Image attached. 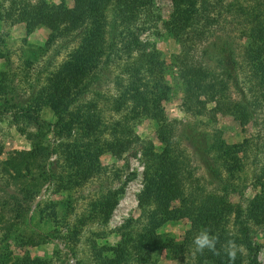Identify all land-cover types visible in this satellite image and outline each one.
<instances>
[{
  "label": "trees",
  "instance_id": "obj_1",
  "mask_svg": "<svg viewBox=\"0 0 264 264\" xmlns=\"http://www.w3.org/2000/svg\"><path fill=\"white\" fill-rule=\"evenodd\" d=\"M0 1L3 17L23 24L25 34L38 27L49 31L44 45L31 52L52 49L58 56L60 45L65 47L61 60L47 71L38 104L12 85L8 70L0 72V121L7 116L16 126L22 124L18 132L30 144L29 150L11 151L0 161V194L5 196L0 199V228L13 234L0 238V264H47L43 258L12 255L6 245L11 237L20 249L44 241L55 244L57 235L49 231H33L36 238L25 236L20 227L15 233V224L27 223V208L44 183L56 192L70 191L104 174L102 154L118 156L130 149H139L144 162L137 195L144 220L131 230L123 225L116 244L92 246L91 264H149L161 251L174 259L190 253L189 264H230L221 248L228 239L242 246L234 264H256L253 237L264 236V121L256 117L264 102V0H167L172 9L165 29L179 47L168 65L140 39L157 33L155 0H71L69 7L65 0ZM168 67L182 86L181 112L205 119L200 128L211 130L159 118L162 149L154 152L132 125L140 117H155L160 103L168 100ZM103 81L114 89L110 106L118 119L111 123L101 120L94 103L78 104ZM40 104L51 111L53 123L39 117ZM217 114L230 116L241 128L251 123L254 133L226 144L214 127ZM46 133L56 144L44 143ZM179 141L201 162L212 190H204L189 172ZM52 155L54 162L48 161ZM242 174L253 195L234 205L228 200L229 191L236 192L230 180ZM15 183L19 187L12 191ZM121 191L100 196L90 212L107 219ZM7 213L12 220L3 226ZM179 219L189 222L181 242L157 233ZM204 228L218 235L219 255L195 251L193 238Z\"/></svg>",
  "mask_w": 264,
  "mask_h": 264
},
{
  "label": "rangeland",
  "instance_id": "obj_2",
  "mask_svg": "<svg viewBox=\"0 0 264 264\" xmlns=\"http://www.w3.org/2000/svg\"><path fill=\"white\" fill-rule=\"evenodd\" d=\"M29 1L35 3L37 0ZM47 2L58 3L59 0H47ZM65 2L66 6H71V0H65ZM154 4L157 13L160 15L157 33H145L140 39L160 52L165 64L168 65L172 56L179 52L178 45L165 29L172 7L167 0H155ZM1 5L3 2L0 1V16L2 17L0 19V72L8 70L12 85L17 87L21 94L32 97V100L38 104L41 102L40 95L45 89L47 71L51 70L53 65L61 60L65 54V47L60 45L61 52L59 51L58 56L54 55L55 52L52 49L46 51L45 54L31 52L44 45L49 31L44 27H38L28 35L25 34L23 24L15 23L12 19L3 17ZM69 47L72 48L73 45L71 44ZM165 79L170 88L168 100L160 103L154 111L155 117H140L132 125L137 138L142 143L151 144L154 152H160L162 149V144L157 137V120L159 118L176 121L182 125L189 122L192 126L196 124L194 126L199 128L203 126V121L205 122V119H192L181 112L182 86L173 69L167 68ZM94 91L98 93L97 96L92 91L78 104L83 106V103L88 101L94 103L100 113L101 120L104 122L111 123L118 119V116L111 112L110 98L114 94L112 84L100 82ZM37 114L44 121L53 123L55 120L51 111L44 104L39 105ZM256 117L258 122L264 121V102L257 110ZM23 127L22 124L16 126L13 120L7 116L1 119L0 161L11 151L29 150V142L18 132V128ZM214 127L226 144H238L242 139L248 138L254 133L251 123L241 128L230 116L223 114L216 115ZM29 130L32 131V129ZM198 130L210 133L211 129L206 127ZM44 143L46 145L56 144L49 133H46ZM178 146L188 157L189 172L199 180V186H203L206 191L212 190L213 185L209 184L212 181L208 178L205 169L192 149L183 141H179ZM54 160L53 155L48 159L51 162ZM99 164L104 169L103 175L87 179L79 187L72 188L70 191L56 192L57 189L54 190V187L48 183L41 186L38 195L27 208L25 214L29 218L27 223L15 224V233L17 232L16 228L20 227L25 236L36 238L33 231L37 230L42 233L49 231L57 235L55 244L44 241L33 246L24 245L20 249L17 241L14 242L11 237L6 245L12 255L26 254L30 258H43L47 264H91L93 260L92 246L114 245L119 240L118 230L123 225H130L129 230L142 225L144 217L137 202V195L142 188L144 162L139 149H130L118 156L104 153L99 157ZM128 173H133L134 178L126 179ZM243 175L230 180V184L236 189V192L229 191L228 200L231 204H240L243 200L242 196L250 198L253 195V191L246 183L247 175L245 177ZM18 187L16 183L10 185L12 191H16ZM120 187L122 191L115 195L116 203L107 219L103 220V215L90 212L100 196L105 195L108 191L112 193ZM1 196L2 194H0V199L5 197ZM4 217L3 226L5 222L12 220L10 213ZM188 229V220L179 219L165 223L157 230V233L162 238L172 239L179 243ZM2 234L7 235L9 232L0 228V238ZM9 235L13 234L10 233ZM253 245L258 248L254 254L255 263L264 264V236L260 233L255 234ZM2 247L0 245V248ZM190 256L191 254L187 253L181 259H174L167 251H161L150 259L149 264H189Z\"/></svg>",
  "mask_w": 264,
  "mask_h": 264
},
{
  "label": "clouds",
  "instance_id": "obj_3",
  "mask_svg": "<svg viewBox=\"0 0 264 264\" xmlns=\"http://www.w3.org/2000/svg\"><path fill=\"white\" fill-rule=\"evenodd\" d=\"M218 242V235L212 234L210 229L207 228L201 229L193 238V245L195 247V251L198 253H203L205 250H208L214 255H219L220 250L216 247ZM241 247V245L236 243L235 239H228L223 245H221L224 254L230 261V264H234Z\"/></svg>",
  "mask_w": 264,
  "mask_h": 264
}]
</instances>
